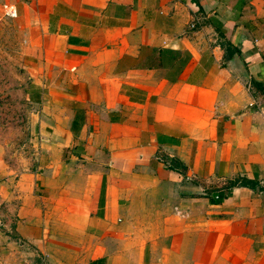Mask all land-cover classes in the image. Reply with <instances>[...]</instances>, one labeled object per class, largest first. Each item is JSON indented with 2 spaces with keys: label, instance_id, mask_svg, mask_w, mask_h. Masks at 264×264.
Wrapping results in <instances>:
<instances>
[{
  "label": "crops",
  "instance_id": "crops-1",
  "mask_svg": "<svg viewBox=\"0 0 264 264\" xmlns=\"http://www.w3.org/2000/svg\"><path fill=\"white\" fill-rule=\"evenodd\" d=\"M0 7L33 108L0 264H264V0Z\"/></svg>",
  "mask_w": 264,
  "mask_h": 264
},
{
  "label": "rangeland",
  "instance_id": "rangeland-1",
  "mask_svg": "<svg viewBox=\"0 0 264 264\" xmlns=\"http://www.w3.org/2000/svg\"><path fill=\"white\" fill-rule=\"evenodd\" d=\"M23 42L11 18L0 7V142L16 147V157L19 147L30 145L33 140L29 119L33 108L22 91L28 76Z\"/></svg>",
  "mask_w": 264,
  "mask_h": 264
}]
</instances>
